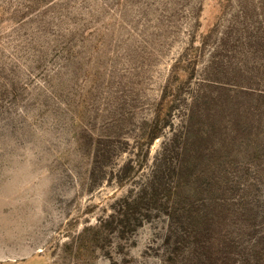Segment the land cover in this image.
I'll return each mask as SVG.
<instances>
[{
  "label": "rangeland",
  "instance_id": "obj_1",
  "mask_svg": "<svg viewBox=\"0 0 264 264\" xmlns=\"http://www.w3.org/2000/svg\"><path fill=\"white\" fill-rule=\"evenodd\" d=\"M0 264H264V0H0Z\"/></svg>",
  "mask_w": 264,
  "mask_h": 264
},
{
  "label": "trees",
  "instance_id": "obj_2",
  "mask_svg": "<svg viewBox=\"0 0 264 264\" xmlns=\"http://www.w3.org/2000/svg\"><path fill=\"white\" fill-rule=\"evenodd\" d=\"M240 113H241V111H240Z\"/></svg>",
  "mask_w": 264,
  "mask_h": 264
}]
</instances>
